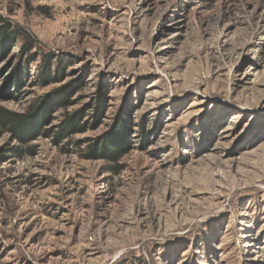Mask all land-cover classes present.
<instances>
[{
	"label": "rangeland",
	"instance_id": "rangeland-1",
	"mask_svg": "<svg viewBox=\"0 0 264 264\" xmlns=\"http://www.w3.org/2000/svg\"><path fill=\"white\" fill-rule=\"evenodd\" d=\"M0 17L36 44L4 42L0 108L84 83L28 143L0 121V264H264V0H0ZM74 114L89 127L58 139ZM123 121L116 173L85 153Z\"/></svg>",
	"mask_w": 264,
	"mask_h": 264
},
{
	"label": "trees",
	"instance_id": "trees-1",
	"mask_svg": "<svg viewBox=\"0 0 264 264\" xmlns=\"http://www.w3.org/2000/svg\"><path fill=\"white\" fill-rule=\"evenodd\" d=\"M214 1V0H210ZM10 19V18H9ZM0 23L3 24L2 28V42L0 43V56L1 52L4 50V42L12 39L22 38L24 41L23 50L25 53L32 51L36 44L34 42L33 36L26 31H22L19 28L13 26L10 20H4L0 17ZM52 59L53 56L45 55L44 67L41 72V77L45 81H55L59 80L58 74L61 72V69H58V72L55 77L52 76ZM35 55H30L28 57V63H34ZM27 63V65H28ZM60 71V72H59ZM28 74L26 68L18 69V76L16 79L17 83L22 81L23 75ZM83 82H75L71 88H62L57 90L53 96L41 107L38 106L32 107V113L28 115H20L12 113L8 110L0 108V121L3 128L12 132L16 138L28 143L32 137L37 136L40 131L43 129V123L49 117V111L52 106H55L57 109H68L72 105V95L74 89H82ZM36 107V108H35ZM104 111V104L100 100L97 102L95 122L92 126L101 122ZM90 122L83 123L82 115L74 114L65 117L62 123L59 126V133L57 134L58 139L64 140L70 137H73L76 134L83 133L89 127ZM130 127L126 124V121L122 122V127L116 129L114 133L108 134L102 137L100 140H97L90 144L89 151L85 153V157L88 160H107L114 163L111 166V170L118 173L120 166L116 163L124 156L131 145ZM76 145H79L80 142H75Z\"/></svg>",
	"mask_w": 264,
	"mask_h": 264
}]
</instances>
